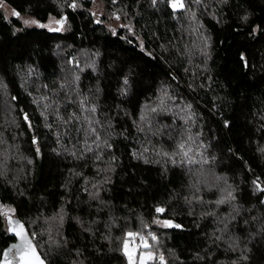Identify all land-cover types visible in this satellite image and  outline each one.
Masks as SVG:
<instances>
[{"label": "trees", "instance_id": "trees-1", "mask_svg": "<svg viewBox=\"0 0 264 264\" xmlns=\"http://www.w3.org/2000/svg\"><path fill=\"white\" fill-rule=\"evenodd\" d=\"M184 4L0 0V250L14 210L47 264H128L129 230L264 264V0Z\"/></svg>", "mask_w": 264, "mask_h": 264}, {"label": "snow or ice", "instance_id": "snow-or-ice-1", "mask_svg": "<svg viewBox=\"0 0 264 264\" xmlns=\"http://www.w3.org/2000/svg\"><path fill=\"white\" fill-rule=\"evenodd\" d=\"M155 2V0H154ZM71 7L75 8V3L70 5ZM171 7L173 10L184 9L185 4L184 0H171ZM14 15L18 16L19 13H14ZM25 23H38L37 21H25ZM55 23L59 25H63L64 20H57ZM40 27H46V25H39ZM53 31H58L59 29H50ZM83 105V102H81ZM87 111L94 113L96 111L95 107H91L87 109ZM27 116L25 115V120H27ZM85 120L88 122V131L95 134L96 128L92 126V121L88 120L85 117ZM98 123V122H97ZM96 139H99V136L96 135ZM180 149L184 148L183 144L179 145ZM91 151L92 149L89 147L87 149ZM179 154V153H178ZM184 155L187 156V152H184ZM191 162V161H189ZM258 189L264 191V188ZM2 208V206H0ZM9 211L14 210H4V215L7 216L9 229L8 231L11 232L15 237L19 238V243L12 244L9 248L5 250H0V264H45L44 259L40 256L39 252L37 251L36 244L33 243L35 239V233H33L32 238H29L27 231L22 223L19 221L13 220L11 215H8ZM157 213H163V208H156ZM156 223H160V221H156ZM163 225L166 227H172L170 221H163ZM146 227V225H145ZM175 227H179V225H175ZM148 236H151L153 240H156V236L151 232L148 233ZM139 238L140 244H136V239ZM151 245L148 243V239L142 235L141 231H127L126 236L122 239V251L124 255L127 257L128 264H149V261L157 259L155 254L150 251ZM139 250V259L136 258V253ZM159 260L163 261L164 257L161 255L159 256Z\"/></svg>", "mask_w": 264, "mask_h": 264}, {"label": "rangeland", "instance_id": "rangeland-1", "mask_svg": "<svg viewBox=\"0 0 264 264\" xmlns=\"http://www.w3.org/2000/svg\"><path fill=\"white\" fill-rule=\"evenodd\" d=\"M2 8H3V10L5 11V13L7 14V16L8 17H11V16H13L14 15V10L12 9V8H10V7H8V6H6V5H2ZM26 21H27V19H26ZM49 29H54V28H57V27H59V24H57V23H55V21H51L49 24H47L46 25ZM146 237V236H145ZM147 238V237H146ZM148 239V243L151 245V243H150V239L149 238H147ZM18 243H19V238H18ZM135 243L138 245V244H140V241H139V238H137L136 239V241H135ZM136 258H137V260L139 259V250L137 251V253H136ZM150 262V261H149Z\"/></svg>", "mask_w": 264, "mask_h": 264}, {"label": "water", "instance_id": "water-1", "mask_svg": "<svg viewBox=\"0 0 264 264\" xmlns=\"http://www.w3.org/2000/svg\"><path fill=\"white\" fill-rule=\"evenodd\" d=\"M37 251L39 252V250L37 249ZM40 256L42 257L41 253L39 252ZM43 258V257H42ZM44 259V258H43ZM45 261V259H44ZM45 264H47V262L45 261Z\"/></svg>", "mask_w": 264, "mask_h": 264}]
</instances>
